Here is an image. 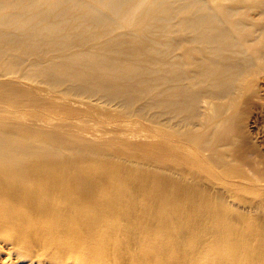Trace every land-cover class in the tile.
I'll use <instances>...</instances> for the list:
<instances>
[{"label":"bare ground","instance_id":"obj_1","mask_svg":"<svg viewBox=\"0 0 264 264\" xmlns=\"http://www.w3.org/2000/svg\"><path fill=\"white\" fill-rule=\"evenodd\" d=\"M0 264H264V0H0Z\"/></svg>","mask_w":264,"mask_h":264}]
</instances>
